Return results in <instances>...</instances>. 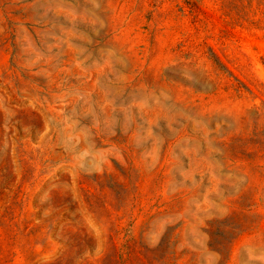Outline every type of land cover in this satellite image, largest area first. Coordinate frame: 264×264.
Returning <instances> with one entry per match:
<instances>
[{"label":"rangeland","instance_id":"374dc122","mask_svg":"<svg viewBox=\"0 0 264 264\" xmlns=\"http://www.w3.org/2000/svg\"><path fill=\"white\" fill-rule=\"evenodd\" d=\"M246 6L0 0V264H264Z\"/></svg>","mask_w":264,"mask_h":264},{"label":"trees","instance_id":"16d2710c","mask_svg":"<svg viewBox=\"0 0 264 264\" xmlns=\"http://www.w3.org/2000/svg\"><path fill=\"white\" fill-rule=\"evenodd\" d=\"M202 0H183V2L190 8V9H195L198 7V5L201 3ZM246 2V7L249 9H251V5H252V1L253 0H244ZM258 3V2H257ZM263 14V18H264V12ZM251 24L253 26H255L256 28H261L264 29V20L263 19H258L256 21L251 20ZM262 24V25H260Z\"/></svg>","mask_w":264,"mask_h":264}]
</instances>
